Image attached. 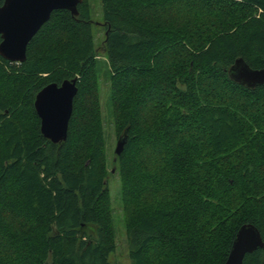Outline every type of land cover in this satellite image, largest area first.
<instances>
[{"label": "trees", "instance_id": "trees-1", "mask_svg": "<svg viewBox=\"0 0 264 264\" xmlns=\"http://www.w3.org/2000/svg\"><path fill=\"white\" fill-rule=\"evenodd\" d=\"M99 1L129 264H223L244 224L264 242V87L228 77L237 58L264 69V0ZM77 12H52L22 62L0 57V264H114L88 0ZM72 79L52 143L35 96Z\"/></svg>", "mask_w": 264, "mask_h": 264}, {"label": "water", "instance_id": "water-1", "mask_svg": "<svg viewBox=\"0 0 264 264\" xmlns=\"http://www.w3.org/2000/svg\"><path fill=\"white\" fill-rule=\"evenodd\" d=\"M0 57L20 63L26 49L52 12L66 10L76 16L82 0H0ZM229 79L247 89L264 87V69H252L242 58H237L228 70ZM77 94L76 80H64L60 85L50 83L35 96L34 109L40 120L42 136L52 143L66 140ZM126 133L118 137L114 149L116 156L123 151ZM264 250L258 229L252 224L241 225L235 233L228 256L223 264H242L246 254Z\"/></svg>", "mask_w": 264, "mask_h": 264}, {"label": "rangeland", "instance_id": "rangeland-1", "mask_svg": "<svg viewBox=\"0 0 264 264\" xmlns=\"http://www.w3.org/2000/svg\"><path fill=\"white\" fill-rule=\"evenodd\" d=\"M91 19H92V31L94 35V44L98 52L97 65H96V78L97 86L94 94L98 99V108L100 114V120L104 135L105 145V157L107 163V169L109 172L108 184L110 194V208H111V221L114 232L115 251L110 256V261L114 264H129L126 249V235H125V213L122 208L120 200L119 182L117 175L114 172L113 161L114 149L117 141V128L112 121L110 114V108L107 105L108 101V88H109V71L106 64L105 57L102 51V41L104 37V27L101 16V7L99 0H88ZM148 19L154 20L155 18L147 16ZM159 21L164 20L156 18Z\"/></svg>", "mask_w": 264, "mask_h": 264}]
</instances>
